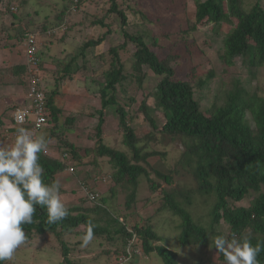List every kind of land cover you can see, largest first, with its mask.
Returning <instances> with one entry per match:
<instances>
[{"label": "trees", "instance_id": "16d2710c", "mask_svg": "<svg viewBox=\"0 0 264 264\" xmlns=\"http://www.w3.org/2000/svg\"><path fill=\"white\" fill-rule=\"evenodd\" d=\"M88 1L72 0L71 8L78 10ZM246 1L196 0L195 20L188 22L189 27L180 32L178 43L176 42L178 47H174L176 51L172 50L170 57L161 58L152 48L157 47L158 41L162 42L157 36L154 37L156 43L150 44L141 35L125 32L126 42L110 48L111 65L104 72L105 82L100 83L102 110L98 112L93 148L78 149L68 140L57 138L61 144L60 148H67L64 153L70 157V161L63 155L60 159H55L44 153L40 154L39 159L44 170L45 183L57 181V175L69 171L70 164L76 167L93 166L89 176L101 180L108 177L111 179L110 196L108 191V195L101 197V203L94 209L68 208L69 215L54 224L47 223V209L37 205L33 223L22 226L26 235L23 246L26 249L34 246L35 239L52 234L58 243L55 250H59L62 255L61 264H80L71 258V253L74 248L82 246V236L91 228L93 239L104 238L115 250L116 262L125 253L126 246L131 244L132 247L140 248L146 256L155 253L164 264H181L179 254L161 244L165 238L156 232V225L152 223L153 218L162 212L178 218L177 240L182 246L195 245L204 248L200 252L202 261L208 260L207 250L211 249L218 260L224 263L223 255L211 247L214 236L225 235L219 230L223 224L229 229V238L235 233L238 237L249 238L253 245L257 242L264 243V96L258 92L253 93L249 84L248 86L238 79L223 83L222 96H216L211 106L203 110L196 93H204L206 89H210L216 77L215 71L211 70L206 76L196 77L195 68L182 70V66L189 62L195 43L194 40L190 41L189 37L191 38L205 23L219 26L223 22L232 26L225 34L220 28L215 31L218 39L222 37L223 45L221 50H218V58L223 67H234L236 59L241 57H247L248 65L256 71L264 66L263 3L261 0H254L251 7L246 9ZM107 3L105 12L117 14L121 18L122 26L126 27L128 17L120 9L119 0H107ZM14 4L11 0H0V17L3 22H7V29L4 30L3 26L1 29L19 44L25 42L29 32L36 35L39 71L43 74L46 63L56 62L57 85L85 69L84 66L94 58L87 50L101 45L111 33V29H108L99 39L84 42L79 47V54L70 56L69 60H61L50 54V44H46L49 54L45 56L39 52L42 51L44 40L38 37L30 24H24L23 18L17 15L18 7L16 12L11 11ZM66 10L69 9L64 8L62 15L68 16ZM7 16L13 17L11 23L4 21ZM58 17L57 19H60V16ZM63 22L51 29L61 26ZM98 24L106 27L102 20ZM64 35L58 36L61 38L60 43L66 39ZM128 43H132L136 48L129 71L120 56V50L126 49ZM79 60L83 64L79 63ZM174 61L178 63L175 68ZM145 67L162 77L156 87L155 97L164 113L165 123L159 128L147 102L143 101L139 110L153 128L139 137L136 129L131 126L133 115L119 102L117 95L120 88L131 86L133 83L142 87L147 76ZM3 68L5 67L0 66V87L23 85L28 94L32 79L29 66L24 63L10 66L8 69ZM46 88L42 80L39 90L46 94L47 107L51 110L52 126L48 129L55 134L58 131L56 126L61 123L62 108L56 105L58 92ZM113 107L118 116L119 128L123 131L122 142L127 148L123 151L110 147L104 141L105 111ZM75 120L74 116H70L66 123ZM70 130L66 128L67 132ZM155 145H162L164 149L159 150ZM172 145L179 147L178 159L174 165L172 163V167L169 168L163 163L164 170L150 163V159H168ZM80 151H83L85 156H82ZM89 154H93L90 161L86 158ZM181 170L186 172L188 181L189 177L191 180L187 182V187L172 188L173 177L175 174L181 176ZM144 180L150 188L149 203L159 204L152 212L153 217L144 218L142 214L135 212L136 210L128 215H121L116 207L115 214L107 208L108 204L117 201L116 187L125 181L129 185L126 207L127 211H131L133 205L137 204L139 185ZM82 183L80 188L85 186V183ZM159 190L161 195L155 200L153 195ZM76 192L67 188V194ZM252 193L257 196L246 206L243 203ZM62 195L63 191L60 190V196ZM194 207L203 209L200 210L202 214L199 219ZM175 228L178 229L176 226ZM72 238H75V241H72ZM40 250L41 247L36 248L37 255ZM140 258L139 255H134L128 262L138 261ZM257 259L259 264H264V251L260 252ZM7 264L14 262L11 260Z\"/></svg>", "mask_w": 264, "mask_h": 264}, {"label": "rangeland", "instance_id": "374dc122", "mask_svg": "<svg viewBox=\"0 0 264 264\" xmlns=\"http://www.w3.org/2000/svg\"><path fill=\"white\" fill-rule=\"evenodd\" d=\"M13 1L15 4L12 7H18L19 11L17 15L23 18L24 24H30L31 28L38 34V37L44 40L42 42L44 45L41 47L42 51L39 50V52H42L45 56L48 53L46 44L49 45L54 40L56 45L51 54L55 58L69 60L70 56L75 57L79 54V47L84 42L90 39L97 40L106 34L108 29H111V33L107 35L105 41L101 45L87 50V52L94 57L91 62L87 63V65L84 66L85 69L74 74L71 78H67L57 85L56 80L58 75L56 74V62L51 61L53 73L47 74V70L44 69V85L47 87L46 89L58 92L56 98L60 97V104L65 108L64 110L62 109V117L66 120L70 116L76 118L74 122L66 123V120L63 124L61 122L60 126H56V131L58 130L57 133L52 134L50 132L49 137H53L55 140H57V138L68 140L69 143H73L78 149H91L96 141L95 132L96 126L98 125V112L102 110L100 83L105 82L106 76L104 72H106L111 65L110 48L126 42L124 38L125 32L130 35H141L146 38L147 42L150 44L156 43L154 37L157 36L162 39V42L158 41L157 47L150 46H152L159 57H170V54L176 51L174 47H176V49L178 47L177 43L180 32L189 27L188 22L192 23L195 20L196 13V0H119L120 9L124 11L128 17V25L124 27L122 26L121 18L117 14H108L105 12L104 7L108 5L107 0H89L82 5L80 9L75 10V12L71 8L72 0H11L12 3ZM253 1L254 0L246 1V9L251 7ZM261 1L264 7V0ZM64 8H68L69 10L71 8L70 11L68 10L69 13L66 10L68 16L62 15L65 12H63ZM58 16H60V19H57L59 18ZM5 20L11 23L13 17L7 16L4 18V21ZM101 20L104 21L106 27L98 24ZM61 22H63L65 27H56L54 29L57 32L49 35L48 32L54 30L51 28L59 25ZM5 25H7V22H3V18L0 17V66L5 67L3 69H8V67L12 66L10 64L13 63L10 60L5 62V56H10L11 54L9 50H3L2 48H10L11 53H14L17 49L15 51L12 50L15 49L16 46H20V44L15 38L12 39L8 36L6 31L3 32L1 27L3 26V28H5L4 30H6L7 28ZM231 27V24L227 22H223V24L219 26L205 23L200 26L191 38L189 37V40H194L195 43L190 53L189 62L182 66V70L187 71L190 68H195L197 70L196 77L198 75L206 76L211 70H214L216 73V77L210 89H206L204 93L200 91L196 93V98L200 101L203 110H207L211 106L216 96H222L223 83H231L238 79L246 85L249 84L253 93L258 92L261 96H264V66L256 71V69H252L248 65L247 57H241L236 59L234 67L226 69L219 61L218 50H221L223 43L222 37L218 39L215 31L220 28L222 33L225 34ZM64 33L66 34L64 35ZM60 34H63L64 38H67L66 44H63L66 39L60 43V45L63 44V46L58 44L61 39L58 37ZM169 40H171L172 43H170ZM128 44L126 49L120 50V56L129 71L134 61L136 48L132 43ZM24 49L23 46V50ZM62 50L67 53L65 59H63V56H60V51L61 54H63ZM80 60L79 63L83 64ZM177 65L178 63L174 61V68ZM144 70L147 76L142 87L133 83L131 86L120 88L117 95L119 102H121L130 114L133 115L131 126L136 129L139 137L144 136L146 134L145 132L151 131L153 128L145 119L144 114L139 110L143 101L147 102L150 113L159 128L165 123L164 113L159 108L155 97L156 87L162 77L156 75L148 67H145ZM25 91L26 88L23 85H7L0 87V118L2 117L3 125H6L8 122L12 124L14 110L27 104V95ZM66 91L67 93H65ZM66 128H70L71 130L67 132ZM104 129V141L106 144L121 151L127 149L122 142L123 131L119 128V120L117 114L114 113V107L105 111ZM49 143L52 144L49 148L50 156L57 157L56 153L59 155L61 150L59 149L58 152L55 151L57 147L60 148L61 144L58 143L57 145H53L56 144L53 140H49ZM175 146L178 145H172L171 149H169L170 155L168 159H150V163L160 167V169L164 168L163 163H166L169 168L172 167V163L174 165L179 156V147L177 148ZM155 148L159 150L164 149L162 145H155ZM83 151H80L82 153L81 155L85 156ZM92 157L93 154H89L86 158L90 161ZM74 167L76 168L75 173H70L66 170L63 174L59 173L56 177L57 181L61 184L60 190L61 192L63 191V195L60 196V198L65 203L67 209H94L95 207L91 204L85 205L80 203L76 205L67 200V181L70 180L73 184L77 183L78 178L81 180L86 178L87 181H91L94 178V176H89L93 166ZM86 168L88 169L86 170ZM180 172L181 176L175 174L173 177L174 184L171 185L172 188L187 187V182H190L191 179L189 177L188 181L186 172L183 170ZM116 188L117 195L115 199L117 201L107 205V208L111 210L112 213L114 212L117 214L114 209L116 207L121 215H128L136 210L135 212H139L144 218L153 217L152 212L158 208L159 204L149 203L151 199L150 188L145 180L141 181L139 185L137 204L133 205L130 209L131 212L127 211L126 207L129 186L123 183L119 184ZM76 191L78 192V190ZM104 195H101V197ZM159 195H161L160 190L153 195L154 199L157 200ZM256 196V194L252 193L249 199L245 200L243 204L248 206L249 201ZM100 200L101 198L97 200L98 203L101 202ZM194 209L197 211L196 217L199 219L202 214L200 210L203 209L196 207H194ZM171 222L172 224H170ZM152 223L156 225V232L165 238L161 244L177 252L181 264H196L199 262L203 264H224L218 260L211 249L207 250L208 260L202 261L200 252L204 248L195 245L182 246L177 240L179 234V220L171 214L162 212L153 218ZM175 226L178 229H176ZM219 230L222 231L225 236L229 235V229L226 225H221ZM71 240L75 241V238ZM33 242L34 246L31 249H26L23 243L16 250L12 259L14 264H61L62 255L59 250H55V247H58V243L54 235L47 234ZM37 247H41L38 255L36 254ZM105 252H110V254ZM71 258L77 260L80 264H116L115 250L112 246L110 247L104 238L100 240L92 239L87 247L80 246L76 249L74 248L71 253ZM125 264H164V262L154 253L150 254V256L144 254L141 256L140 260L127 262Z\"/></svg>", "mask_w": 264, "mask_h": 264}, {"label": "clouds", "instance_id": "9594fccd", "mask_svg": "<svg viewBox=\"0 0 264 264\" xmlns=\"http://www.w3.org/2000/svg\"><path fill=\"white\" fill-rule=\"evenodd\" d=\"M16 10L17 8L11 7V11L16 12ZM73 11L75 10L73 9ZM22 45L25 46V42ZM42 80L43 78L40 83ZM26 95L27 104L16 108L12 115L15 133L13 132L11 136L14 137V142L8 146H0V264L10 262L16 250L25 242L26 235L22 226L33 223L37 205L47 209L48 224L60 222L69 215L65 203L60 198V182L45 183L43 179L44 170L39 163L41 153L55 159H60L63 155L70 161V157H67L64 153L67 148L57 147L55 152H58L57 149L61 150L59 156H50L49 148L51 145L49 140L47 141L43 135L39 136L40 131L52 126V123H50L51 111L48 110L47 106L49 116H47V121L42 128L36 132V135L30 130L36 121V114H32L27 123L23 125L16 124V122L22 124L25 119V113L18 109L30 106L28 94ZM52 140L56 143L53 145L58 144L55 138ZM68 169L70 173L76 172V168L71 164ZM109 179V177L102 180L97 179V177L93 178L91 181L94 182V186L86 185L82 188L84 198L81 203L91 204L93 207L100 204L101 202L98 203L97 200L110 189L111 179ZM96 182H100V184L97 185ZM123 183L126 182L124 181L121 184ZM97 186H100L102 191L96 189ZM107 194L104 196H107ZM92 239L93 231L89 228L82 236V246L87 247ZM212 245L211 247L218 250V254L223 255L224 264H259L257 257L261 251H264V243L257 242L253 245L249 238L238 237L235 233L231 234L230 238L222 234L214 236ZM127 247L124 254L127 253ZM135 248L140 250V248ZM140 252L139 256L141 257L144 253L142 250ZM134 255L138 254L131 255L125 262L131 260ZM116 264H119L118 260Z\"/></svg>", "mask_w": 264, "mask_h": 264}, {"label": "built area", "instance_id": "2783aa9c", "mask_svg": "<svg viewBox=\"0 0 264 264\" xmlns=\"http://www.w3.org/2000/svg\"><path fill=\"white\" fill-rule=\"evenodd\" d=\"M64 27H65L64 25L61 26V28H64ZM56 32L57 31H55L54 29L52 31H49L48 34L51 35ZM37 49L38 48L36 45V35L29 32L28 34H26V38H25V55H26V64L29 66L31 76H32V79L30 82V91L28 93V98L30 100V106L22 108V109H18V110H22L25 113V119L22 124H18L15 120L17 125H23L27 123V121L29 120V117L32 114H36V121L32 129H30L35 135H36V132L39 129H41L42 126L47 121V116H49V112L47 111V107H46L47 106L46 96L42 91L39 90V84L41 81V73L39 72L41 71H39V67H38L39 60H38V55H37ZM133 254L140 255L141 252L139 249L132 247V245L130 244L127 247V253L119 257L118 263L123 264Z\"/></svg>", "mask_w": 264, "mask_h": 264}, {"label": "crops", "instance_id": "0c3cea01", "mask_svg": "<svg viewBox=\"0 0 264 264\" xmlns=\"http://www.w3.org/2000/svg\"><path fill=\"white\" fill-rule=\"evenodd\" d=\"M55 43L56 42H54V40H53V42L50 44V54L54 50L53 48L56 45ZM66 43H67V38H66V40L64 41L63 44H66ZM58 44L60 45V42ZM63 44H61L60 46H63ZM23 46L24 45H22V44H20V46H16L15 49L12 50V51H15L17 49L14 53L13 52L11 53V49H9V53L11 55L10 56H8V55L5 56V59H6L5 62H7L9 60L12 61L13 64H10L12 66L13 65H17V64H24L26 60H25V49L23 50ZM24 48H25V46H24ZM60 56H63V59H65L67 57V53H65L63 51V54H61V51H60ZM44 69L47 70V72H46L47 74H51V73H53L52 72L53 71V66L49 62L47 63V65H44L43 74H42L43 80L45 79ZM65 93H67V91ZM59 98L60 97L56 98V105L64 110L65 108H63L62 105L60 104V100L61 99H59ZM25 100H26V98H25ZM60 120H61L60 122H62V123L66 120V119H64V117H62V114H61ZM0 125H1L0 126V129H1V131H0V133H1L0 134V146H8L9 144L13 143L14 140H15V139H13L14 137L11 136V134L13 132L15 133V130H14L15 128L13 127V121H12V124H11V122H8L6 125H3V120H2V117H1L0 118ZM40 135H43L46 138L47 141L53 139V137L48 138L49 135H50V130L48 129V127H46L44 130L40 131L39 132V136ZM50 145L52 146V144H50ZM57 151H58V149H57ZM56 155H57V157L59 156L57 153H56ZM87 169L88 168H86V170ZM85 180H86V178L84 180H81L80 178H78L77 183H73V184H72V182L70 180L67 181L68 182L67 188H70L72 186L70 188L71 190H78V192L75 193V194H71V193L67 194L66 197H68L67 200L69 202H71L73 204H76V205H79L81 203V200L84 198V194L82 192V188L83 187L80 188V186L83 185L82 182L85 183V186L86 185L94 186V182L93 181H87V180L85 181ZM96 184L99 185L100 182H96ZM96 189H99L100 191H102L100 186H97Z\"/></svg>", "mask_w": 264, "mask_h": 264}]
</instances>
